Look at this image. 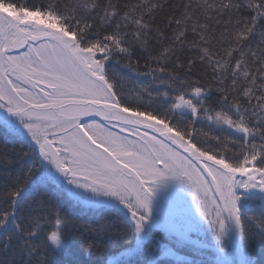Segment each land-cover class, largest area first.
<instances>
[{
	"label": "snow or ice",
	"instance_id": "snow-or-ice-1",
	"mask_svg": "<svg viewBox=\"0 0 264 264\" xmlns=\"http://www.w3.org/2000/svg\"><path fill=\"white\" fill-rule=\"evenodd\" d=\"M122 60L158 82L155 95L128 102L110 74ZM197 66L207 83L192 79ZM0 109L69 184L119 199L137 232L154 186L173 179L219 239L226 220L240 226L235 190L264 191V0H0ZM204 120L226 127L231 140L204 132ZM30 175L7 193L11 202ZM12 217L0 212V231L11 224L5 247L15 233L28 264L37 255L36 264H49L47 241L59 248L61 240L56 232L36 239L49 215Z\"/></svg>",
	"mask_w": 264,
	"mask_h": 264
},
{
	"label": "trees",
	"instance_id": "trees-1",
	"mask_svg": "<svg viewBox=\"0 0 264 264\" xmlns=\"http://www.w3.org/2000/svg\"><path fill=\"white\" fill-rule=\"evenodd\" d=\"M28 2L40 3L45 0H28ZM67 2L73 4L83 0H67ZM123 2L136 3L137 0H123ZM137 58L140 59V67L143 69L144 57L140 49H133V61ZM125 64H127L126 60L120 63L112 62L110 74L116 77L117 84H123L125 92L129 94L128 102L134 104L135 97L142 93L146 94V90L152 91L155 95L158 91V82L153 81L151 77L134 74L124 67ZM197 77L207 83L199 66L192 74L193 80ZM168 91L174 95L172 89ZM160 98L163 99L162 93ZM214 102L213 95L208 103L212 106ZM218 110H220L218 107H213L212 114L214 115ZM184 118L178 117L180 120ZM200 127L213 136L231 140V134L226 128L216 127L207 120H204ZM26 139L22 133L13 132L0 123V212H14L15 217L10 218V221L21 219L37 210L46 212L50 220L40 221L43 229L36 238L41 241L56 229V218L61 220L57 230L61 237L62 248L57 250L47 242L46 256L49 264H111L112 259L118 258L119 253L126 251H131L130 256L120 258L122 260L116 264H150L149 262L151 264H220L213 251H198L193 246L175 241L173 238L170 239L171 251L168 252V257L160 254V251H155V255L150 257L153 247L151 241L143 245L140 251L138 246H134L132 224L121 211L108 206L94 209L90 202L72 197L74 191L69 193L60 183L54 181L52 175L50 176L43 168L34 146ZM199 141L205 147L219 151L215 140L200 137ZM229 147L234 148L238 145L229 144ZM225 154L231 156L232 152L228 151ZM29 162L41 168L42 172H46L50 180L41 183L37 181L39 177L35 179L34 174L31 173L13 203L7 193L13 191L18 182L31 170L28 166ZM243 190L244 192L239 193L237 201L240 226L237 228L234 223V232L230 241L237 245L236 253L242 255L247 264H264V191L258 188ZM38 204L39 208H37ZM10 227L11 224L9 230L0 231V264H28L27 251L21 247L22 236L12 233V238L5 247ZM152 238L153 235L150 239ZM157 247L160 248L155 246ZM43 251L42 248L41 252ZM143 252L146 255H142ZM136 253L140 255L139 258ZM39 258V255L32 257V264H36Z\"/></svg>",
	"mask_w": 264,
	"mask_h": 264
},
{
	"label": "rangeland",
	"instance_id": "rangeland-1",
	"mask_svg": "<svg viewBox=\"0 0 264 264\" xmlns=\"http://www.w3.org/2000/svg\"><path fill=\"white\" fill-rule=\"evenodd\" d=\"M0 123L9 130L22 133L30 139L26 129L17 117L0 118ZM213 125L220 127L214 123ZM34 148L35 150L37 149L36 147ZM47 168L48 174L52 175V168L48 162ZM67 186L74 190L72 197L90 202V205L94 209L108 206L121 211L132 224V232L134 234L136 231L135 222L128 209L119 199L94 193L84 188H78L68 182ZM240 192H244V190L242 188L235 190L238 200ZM143 216L144 221L141 229L144 231V236L142 238V243L138 245V247L141 251L142 246L151 241L153 247L150 257L155 255V251H160V254L163 256L167 255L168 257V252L171 251L169 250L171 249L170 239L173 238L175 241L193 246V248L198 251H213L220 264H247L245 258L236 253L237 245L234 243L232 244L230 241L234 232V219L225 221L223 234L219 235L218 239V232L211 227L200 214L190 190L179 181L164 179L155 185L149 211L143 213ZM152 235L153 238L150 239ZM210 241H212V243H209ZM155 246H160V248H155ZM233 251H235V253ZM142 255L146 254L143 252ZM120 260L122 259L114 258L111 261L112 263H110L116 264L119 263ZM149 263L151 264V262Z\"/></svg>",
	"mask_w": 264,
	"mask_h": 264
},
{
	"label": "bare ground",
	"instance_id": "bare-ground-1",
	"mask_svg": "<svg viewBox=\"0 0 264 264\" xmlns=\"http://www.w3.org/2000/svg\"><path fill=\"white\" fill-rule=\"evenodd\" d=\"M28 166H29V169L32 170L31 173H32V175L34 174L35 179H38V177H39V180H37V181H39L41 183H46L47 181L50 180L49 175L46 172H42L41 168H39L38 166H35L34 164H32L30 162H29ZM129 229H131V228L129 227Z\"/></svg>",
	"mask_w": 264,
	"mask_h": 264
},
{
	"label": "water",
	"instance_id": "water-1",
	"mask_svg": "<svg viewBox=\"0 0 264 264\" xmlns=\"http://www.w3.org/2000/svg\"><path fill=\"white\" fill-rule=\"evenodd\" d=\"M0 115L11 116L9 113L5 112L2 109H0ZM53 170H54V174L56 175L58 181L63 183L65 181V178L59 172H57L54 167H53ZM141 237H142V229L139 232L136 231V243H139Z\"/></svg>",
	"mask_w": 264,
	"mask_h": 264
},
{
	"label": "clouds",
	"instance_id": "clouds-1",
	"mask_svg": "<svg viewBox=\"0 0 264 264\" xmlns=\"http://www.w3.org/2000/svg\"><path fill=\"white\" fill-rule=\"evenodd\" d=\"M52 232H56L57 233V239H59V240H61V237H60V235H59V232H58V230H57V227H56V229L55 230H53V231H51V233ZM51 233H50V235H51ZM52 247H56V243H54L52 240H48L47 241Z\"/></svg>",
	"mask_w": 264,
	"mask_h": 264
}]
</instances>
